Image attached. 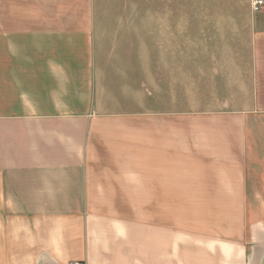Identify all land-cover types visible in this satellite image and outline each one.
I'll return each mask as SVG.
<instances>
[{
	"label": "crops",
	"instance_id": "crops-1",
	"mask_svg": "<svg viewBox=\"0 0 264 264\" xmlns=\"http://www.w3.org/2000/svg\"><path fill=\"white\" fill-rule=\"evenodd\" d=\"M146 1L0 0V264H264V8Z\"/></svg>",
	"mask_w": 264,
	"mask_h": 264
},
{
	"label": "rangeland",
	"instance_id": "rangeland-1",
	"mask_svg": "<svg viewBox=\"0 0 264 264\" xmlns=\"http://www.w3.org/2000/svg\"><path fill=\"white\" fill-rule=\"evenodd\" d=\"M108 3H136L138 4V8L137 9H123L122 10H115L116 13H114V15L116 17H137L140 16L142 18H147V14H148V10H147V1L146 0H106ZM125 6V5H124ZM143 26V25H142ZM147 26V25H145ZM146 31V30H145ZM143 31V35L141 39H138L134 42H128V44L130 45L131 49H136L137 53H139L140 51L142 52V57H143V61H145V65L147 66L146 71H145V76H146V91H147V102H146V107L148 111H154L155 107H154V103H153V97H152V81H151V64H152V59L154 57L151 56V49L153 46H151V40L149 38V34L148 31ZM116 43H113L114 46ZM133 44V45H132ZM161 44V40H158V45L160 46ZM156 57V56H155ZM161 55H159V61H161ZM162 62V61H161ZM162 73V71H161ZM199 81V79H198ZM199 83V82H198ZM179 91V101L176 103V106H178V110L180 112V124L181 125H186L187 121L185 118H183L181 115H186L185 110L188 109H194L196 110V114L197 112H201L205 107L204 105H202L201 100H197V94L195 91V95H194V99L190 101H186L184 100V96L182 94V91H180V89L178 88ZM151 95V96H149ZM130 107H132V110L135 112H138V107L137 105H130ZM170 108V106L166 105L163 106L162 109H168ZM160 109V108H159ZM184 113V114H183ZM148 127L149 129L154 128V122L153 121H148Z\"/></svg>",
	"mask_w": 264,
	"mask_h": 264
},
{
	"label": "built area",
	"instance_id": "built-area-1",
	"mask_svg": "<svg viewBox=\"0 0 264 264\" xmlns=\"http://www.w3.org/2000/svg\"><path fill=\"white\" fill-rule=\"evenodd\" d=\"M249 2L254 13H258V11L264 8V0H249ZM71 264H80V263L73 262Z\"/></svg>",
	"mask_w": 264,
	"mask_h": 264
}]
</instances>
